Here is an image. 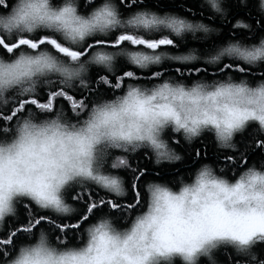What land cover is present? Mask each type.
<instances>
[{"label": "clouds", "instance_id": "obj_1", "mask_svg": "<svg viewBox=\"0 0 264 264\" xmlns=\"http://www.w3.org/2000/svg\"><path fill=\"white\" fill-rule=\"evenodd\" d=\"M238 3L247 6V0ZM226 4L199 0V7L221 22L229 18ZM256 9L264 18V0H257ZM233 28L255 34L260 26L237 18ZM221 31L204 19L149 7L145 0L127 5L124 0H0V38L11 42L46 33L70 52L86 53L60 55L50 47L0 53V111L41 89L90 93L71 116L62 107L27 110L0 127V229L22 201L51 217L74 215L78 209L66 198L73 188L91 187L116 203L123 200L143 175L130 157L145 150L154 167L176 164L183 159L172 146L179 143L177 136L190 145L210 133L220 151H236L234 138L249 124L257 126L254 140L264 137V72L254 81L231 73L185 76L183 69L192 67L201 73L222 72L233 62L243 72L264 66V32L254 41L229 38L212 47L195 46ZM116 35L175 43L153 48L124 40L114 47H88L92 40ZM189 40L192 46L181 50ZM120 61L140 73H155V81L138 82L129 70L134 76L124 83ZM169 66L180 71L172 73ZM93 69L99 72L95 81ZM101 85L112 90L108 97L98 95ZM169 131L172 137H166ZM240 167L226 176L223 166L202 163L188 179L148 180L142 185V209L127 213L123 227L105 212L83 227L75 243L38 228L12 250L0 245V264H199L201 258L218 264L215 253L221 248L246 258L239 264H264L252 251L264 243V160ZM121 171L128 172L129 184Z\"/></svg>", "mask_w": 264, "mask_h": 264}, {"label": "trees", "instance_id": "obj_2", "mask_svg": "<svg viewBox=\"0 0 264 264\" xmlns=\"http://www.w3.org/2000/svg\"><path fill=\"white\" fill-rule=\"evenodd\" d=\"M125 5L129 3V0H124ZM145 3L149 7H157V10H173L181 12L182 14L192 16L196 19H204L208 23H213L217 27H219L222 31L218 37H214L211 41H207L203 44H196L195 46L200 47L201 49L212 47L216 43H222L225 39L229 38H238L244 40L254 41L257 36H259L262 32H264V18L260 17L257 12L256 5L257 0H247V6L242 7L239 5L238 0H227L226 6L230 9L229 18L224 22H221L217 17L215 19L211 18V14L208 13L206 9L199 7V0H145ZM9 4H11V0H9ZM183 4L184 8L179 7V5ZM129 9L122 6V11L127 12ZM187 10V11H186ZM237 18H244L249 20L254 26L259 25L260 28L255 32V34L250 33L248 31L240 30L237 31L233 28V22ZM43 33H38L36 35H40ZM96 40L90 41V43H95ZM193 42L191 40L187 41L186 44L181 45V50L185 47L192 46ZM25 47L26 46H22ZM50 47V46H49ZM170 47V46H169ZM231 67L228 69H223L221 72L220 69L211 70L207 69L201 73L196 72V68L192 67L189 69H183L185 72L186 78L194 77L197 75H202L205 78H220L224 74L231 73L234 77L239 78L240 75H246L250 80L254 81L255 79L260 77L259 72H264V66L261 69H254L252 71L239 72L237 69L239 68L234 62L229 64ZM118 69L121 75H123V71L125 70H133L134 73L140 77L138 82H154L155 78L152 77L151 73H140L137 70L130 69L128 65H126L123 61L118 62ZM169 69L172 73L176 72V69L173 66H169ZM99 75L98 70L93 69L90 73V77L93 81L97 79ZM128 81V78H124V83ZM95 88V84L93 85ZM112 90L107 88V86H99L97 89L98 95L108 97ZM48 90L41 89L40 95L43 98H46ZM69 95H73L74 99H82L85 100L86 97L90 96L89 92H68ZM18 102V101H17ZM14 102L9 105L6 110L0 111V127L8 126L11 122L14 121H5L3 120V115L7 112V110L13 105L18 106V103ZM43 102V100L41 101ZM55 108H63L70 116L73 115L71 112L70 102L64 100L62 97H58L56 99ZM32 110L34 112H38L34 106L26 107L24 111ZM23 111V112H24ZM22 112V113H23ZM255 124H249L248 127L242 132L235 136L234 143L237 146L236 151H220L215 147V142L210 133H204L200 138L194 141L192 144H185L179 136L176 137L179 140L178 144H173L172 146L176 149L177 152L183 155V159L176 164H162L159 167H154L151 159L150 153L146 155L145 150H141L136 152L133 156L130 157V163L133 164L134 167L137 168V171H142L143 175L139 177L137 180L136 191H132L129 189L128 197L123 200L117 202L120 205L119 210L112 209L110 207L99 206L98 209L94 210L93 213H87V204L94 201L99 200L101 198L108 200V197L105 193L100 192L94 188H89L87 191H78L76 188L69 190L66 193V198L70 203H73L78 211L69 217L57 218L51 217L50 213L47 212H37L35 207L31 205L29 201H22L17 205V212L15 217H9L6 219L4 226L0 229V239L9 238L10 233H17L14 239V243L3 246L7 250H12L17 243L24 242L28 239L29 232H18V229H22L27 227L29 221L33 225H35V221L39 219L41 216L47 217L41 221L39 225H35L31 229V233L34 235L35 231L38 228L48 229L52 236L57 239H65L69 243H75L77 234L82 231L83 227L91 222H94L97 216L110 212L113 217H116L115 223L118 226L123 227L124 225L121 223L123 217L127 213L135 214L137 211H140L144 205L145 198L143 194L142 185L144 182L148 180H158L162 182L171 183L178 176H184L185 179L189 178V173L193 172L196 167H198L202 163H211L214 167L216 165L223 166L226 171L224 175L230 176L235 169L238 174L241 169L240 166H247L248 164L258 163L259 161L264 160V149H261L260 144L261 141H264V137H257V140H254V136H257L255 132L256 129ZM166 137H172V133L169 131L165 133ZM171 143V139H170ZM243 155L244 159H238ZM233 160L235 163H233ZM120 175L124 176L125 183L129 184V174L127 171H121ZM140 193V199L137 201L134 199L136 193ZM77 194L81 198L78 200H73L72 196ZM129 203L132 204L131 208L126 207ZM27 205V206H25ZM35 216V219H33ZM87 216V219H82V217ZM51 217V220L49 219ZM64 225V224H77L79 227L77 229H65L64 231H60L56 225ZM254 253L257 255V259H264V243H258L252 249ZM229 258H231L232 264H239L241 260L246 258L238 257L234 255L233 250L231 248H221L215 253V259L218 264H229ZM176 264H180L177 260ZM199 264H207V261L203 258L200 259Z\"/></svg>", "mask_w": 264, "mask_h": 264}, {"label": "snow or ice", "instance_id": "obj_3", "mask_svg": "<svg viewBox=\"0 0 264 264\" xmlns=\"http://www.w3.org/2000/svg\"><path fill=\"white\" fill-rule=\"evenodd\" d=\"M124 40H130L133 45L137 43H140V44L147 43L150 47H153V48L157 47V45L171 47V46H174V43H175L171 39L164 38V37H161L158 40H154L151 42H145L143 40L138 42L130 36L126 37V36L116 35L114 38L109 39V40H96L95 43H90L88 47L89 48L98 47V46L114 47L116 45H119L120 42ZM22 46H26V48L32 49V50H35L39 47H49L50 46V48L55 50L60 55H71L73 57L86 54L83 49H81L79 52H70V50L62 47L55 38H53L51 35L46 34V33L35 35L31 38H27V37L16 38L14 41H11V42L5 41L4 39L0 38V53L7 52L8 54H13L14 50H18ZM230 67H231L230 65H225L224 69H228ZM176 71L179 72L180 69L178 68L176 69ZM237 71L243 72L244 69L238 68ZM155 75H156L155 73H152V77L155 78ZM123 76L124 78L132 77L134 76V73L129 70H125L123 71ZM104 79H107V78H104ZM118 79H121V78H118ZM58 97H62L64 100L69 101L71 109H77L79 106L85 103V100L74 99L73 95H69L68 92L64 91L62 88H58L55 91L49 90L47 92L46 98H43L40 94H38L35 96H30L24 99H20L17 102L18 106L13 105L12 107H10L7 110V112L3 115L2 118L5 121H11L17 115L21 114L25 110L26 107H31V106H34L36 110L44 109L46 111H52L53 109H55L54 102L56 101ZM42 100L43 102H41ZM136 188H137V185L135 184L131 186L132 191H136ZM80 198L81 197L78 196L77 194H74L72 196V199H80ZM134 199L139 201L140 199L139 192L136 193V196L134 197ZM101 205L104 207H110L115 210H119L120 208V205L118 203L110 199L108 200L99 199V200H94L87 204V213L88 214L93 213V211L98 209L99 206ZM126 207L131 208L132 204L129 203L128 205H126ZM44 219H47V217L41 216L39 219L35 221V225H39L41 221ZM82 219H87V216L82 217ZM35 225H33L31 221H29V224L27 227L18 229L17 231L21 233L29 232L31 231L32 227H34ZM56 227L60 231H64L65 229H77L79 225L77 224H64V225L57 224ZM16 235L17 233H10L9 238L0 239V245L6 246L11 243H14V239Z\"/></svg>", "mask_w": 264, "mask_h": 264}]
</instances>
